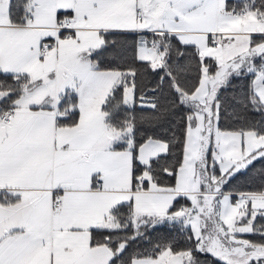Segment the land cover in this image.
<instances>
[{
  "label": "snow or ice",
  "instance_id": "obj_1",
  "mask_svg": "<svg viewBox=\"0 0 264 264\" xmlns=\"http://www.w3.org/2000/svg\"><path fill=\"white\" fill-rule=\"evenodd\" d=\"M0 264H264V0H0Z\"/></svg>",
  "mask_w": 264,
  "mask_h": 264
}]
</instances>
